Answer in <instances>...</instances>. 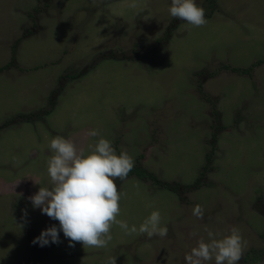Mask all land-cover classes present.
<instances>
[{"label":"rangeland","instance_id":"1","mask_svg":"<svg viewBox=\"0 0 264 264\" xmlns=\"http://www.w3.org/2000/svg\"><path fill=\"white\" fill-rule=\"evenodd\" d=\"M130 2L0 0V68L15 56L0 72V264H27L35 247L37 264H186L206 230L232 227L246 242L238 264H264V63L232 70L264 61V0H195L211 16L201 27L172 17L171 0ZM56 136L86 154L106 138L154 175L116 183L117 219L138 229L158 210L167 236L113 225L106 248L72 247L62 230L53 248L34 244L59 229L29 200L52 187Z\"/></svg>","mask_w":264,"mask_h":264},{"label":"clouds","instance_id":"2","mask_svg":"<svg viewBox=\"0 0 264 264\" xmlns=\"http://www.w3.org/2000/svg\"><path fill=\"white\" fill-rule=\"evenodd\" d=\"M127 7L136 9L137 0H131ZM168 11L172 17L194 27L206 23L205 11L195 0H171ZM88 135L98 137L99 132L91 130ZM49 148L51 155L47 160V173L52 187L41 186L29 200L34 208L59 221V229L55 225L47 228L33 241L34 244L59 243V232L62 230L72 247L75 242H81L85 249L106 248L112 240L113 225L129 235L146 234L148 238L167 236L168 228L161 226L158 210L152 211L138 229L136 225L129 227L126 221L117 219L121 212L122 194L116 181H125L134 166L127 152L117 155L111 142L103 137L94 145H89L88 154L78 149L72 139L62 136L52 138ZM24 214L27 215L26 210ZM193 214L202 219L203 208L197 205ZM206 231L210 242L200 239L198 245L186 254V264H205L213 258L215 264H238L246 244L239 229L232 227L230 234L221 239H216L212 231ZM107 264H116V257L109 258Z\"/></svg>","mask_w":264,"mask_h":264},{"label":"trees","instance_id":"3","mask_svg":"<svg viewBox=\"0 0 264 264\" xmlns=\"http://www.w3.org/2000/svg\"><path fill=\"white\" fill-rule=\"evenodd\" d=\"M208 3H210V4H212V5H214L215 3H214V0H206ZM214 3V4H213ZM212 9H210V11H211V13H215V12H217V10H213V6L211 7ZM212 14V15H213ZM210 17L211 16H205V19H210ZM19 42V41H18ZM18 42L16 43V45H15V47L18 45ZM14 59H15V56H13V58H12V60L14 61ZM13 63V62H12ZM9 64L8 66L10 67V66H12L13 64ZM264 63V61L263 60H260V61H258V62H256V63H254L250 68H249V70L248 69H239V68H234V69H232L234 72H240V73H249L250 72V69H253V68H255V67H259V66H261L262 64ZM8 66L7 67H5V68H0V72H2L3 70H6V69H8ZM216 136V134H214V137ZM211 161V160H210ZM137 176V177H139V178H143V179H145V178H150V179H152V180H155V177H154V175H151V174H148L147 173V171L146 170H140V169H138V168H136V169H132L130 172H129V174H128V177L129 176ZM127 177V178H128ZM124 181V180H123ZM123 181H121V180H117L116 181V183H119V185L118 186H120L121 184H122V182ZM196 186L197 187H202V183L200 182V181H197L196 182ZM170 188V190H172V191H177V189H178V187H176V188H174V186H172V187H169ZM119 189V188H118ZM56 245V243H49L48 245H46V248H53L54 246ZM254 253H258L257 251H254ZM249 257H250V259H248L247 260V262L249 263V264H260L261 263V261H262V258H263V253H261V254H257V256L256 257H253V256H251L250 254H249ZM42 259V254H40L36 249H34V257L32 258V259H30L29 260V262L27 263V264H37V263H39V261Z\"/></svg>","mask_w":264,"mask_h":264}]
</instances>
